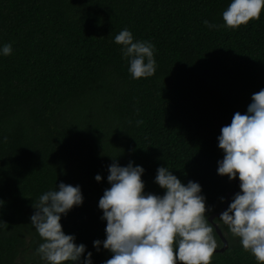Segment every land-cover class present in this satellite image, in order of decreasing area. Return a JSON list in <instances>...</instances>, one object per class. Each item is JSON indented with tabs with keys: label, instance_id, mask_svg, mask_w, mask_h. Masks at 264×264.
I'll list each match as a JSON object with an SVG mask.
<instances>
[{
	"label": "trees",
	"instance_id": "trees-1",
	"mask_svg": "<svg viewBox=\"0 0 264 264\" xmlns=\"http://www.w3.org/2000/svg\"><path fill=\"white\" fill-rule=\"evenodd\" d=\"M228 2L0 0V45H12L0 55V264H46L29 218L60 181L78 184L83 197L61 215L62 230L86 246L92 264L109 258L92 241L104 239L97 201L113 159L143 167L145 192L163 194L153 180L163 164L182 182H198L207 215L238 190L236 178L216 173V136L264 87V6L258 18L229 27L221 17ZM125 27L154 45L151 76L127 71L113 40ZM215 220L227 247L210 264H257Z\"/></svg>",
	"mask_w": 264,
	"mask_h": 264
},
{
	"label": "clouds",
	"instance_id": "clouds-1",
	"mask_svg": "<svg viewBox=\"0 0 264 264\" xmlns=\"http://www.w3.org/2000/svg\"><path fill=\"white\" fill-rule=\"evenodd\" d=\"M262 6L264 0H229L221 12L224 26L237 27L258 18ZM202 23L209 28L219 26L207 19ZM113 40L121 45L131 78L154 73L150 41L134 39L127 27ZM11 52V42L0 45V55ZM216 141L222 152L216 173L228 180L236 178L238 190L213 221L219 217L257 264H264V87L251 94L243 113L234 112L230 122L220 127ZM143 172V167L131 160L121 166L113 159L107 165L109 186L97 201L100 218L105 221L104 239L92 241L97 251L102 246L111 254L101 264H210L217 241L207 219L210 206L206 207L201 185L192 180L182 182L163 164L157 166L153 177L163 194L145 192ZM93 178L99 182L101 175L96 173ZM82 199L78 184L60 181L32 205L30 223L42 238L36 251L46 264H92V253L85 251L83 243L74 242V234H65L59 223L61 215L79 206Z\"/></svg>",
	"mask_w": 264,
	"mask_h": 264
},
{
	"label": "water",
	"instance_id": "water-1",
	"mask_svg": "<svg viewBox=\"0 0 264 264\" xmlns=\"http://www.w3.org/2000/svg\"><path fill=\"white\" fill-rule=\"evenodd\" d=\"M235 182H236V180H235ZM233 192H234L233 190L227 192V193H226V196H225V199H224V201H223V203H222L221 209L218 210V211H216V212L211 213V214L208 215V217H207L208 221H209L210 223H212V225H213V230H214L215 234L218 236V238H219V240H220V242H221V244H222L221 247H220V248H216V249L214 250V252H222V251L227 247V243H226V240H225V238H224V236H223V234H222L220 228H219L218 225L213 221V219H214L215 217H217V216L219 215V213H220L224 208H226L227 203H228V200H229V195H231ZM214 252H213V253H214ZM26 264H34V263H31V262H30V263H26Z\"/></svg>",
	"mask_w": 264,
	"mask_h": 264
},
{
	"label": "flooded vegetation",
	"instance_id": "flooded-vegetation-1",
	"mask_svg": "<svg viewBox=\"0 0 264 264\" xmlns=\"http://www.w3.org/2000/svg\"><path fill=\"white\" fill-rule=\"evenodd\" d=\"M215 222L217 223V225L219 226V222L217 220H215ZM219 240V239H218Z\"/></svg>",
	"mask_w": 264,
	"mask_h": 264
}]
</instances>
